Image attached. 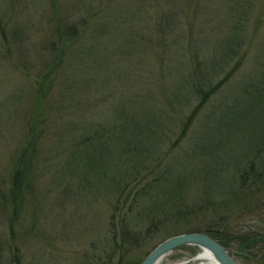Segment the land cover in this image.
Returning <instances> with one entry per match:
<instances>
[{
    "label": "trees",
    "instance_id": "obj_1",
    "mask_svg": "<svg viewBox=\"0 0 264 264\" xmlns=\"http://www.w3.org/2000/svg\"><path fill=\"white\" fill-rule=\"evenodd\" d=\"M9 1L13 9L23 6L27 8V0ZM189 1L191 0H92L91 8L85 9L77 3L75 5L79 7H71V5L63 8L61 3L57 2L58 7L53 10V15L49 18L51 28L47 31L43 29L44 31L40 32L42 34L40 39H36L35 43L25 48L23 52L19 51V57L32 54L33 50L39 57L36 68L38 89L34 93L32 106L31 103L29 106L31 111L27 115L23 147L15 157L14 170L6 187L0 190V204L2 201L8 212L12 234L16 233L15 225H18L26 212L32 209L37 179L36 168L39 165L48 163L49 167L53 166L56 160L67 154L76 157L85 146L90 144L101 147L108 157L111 150L108 140L121 134L122 141L133 137L132 139H138V144L143 148L136 150V145L131 144L132 142L121 146L120 159L124 156L134 157L133 173L130 176L135 177L127 178L125 181H113L114 189L113 187L104 189L106 193L112 189V193L117 197L109 219L112 235L106 240L102 250V255L105 253L106 264L113 262L134 264L124 261L130 251L140 247L144 238L150 235L148 233L150 230L142 231L143 233L136 231L138 223H146L150 229L156 228L157 221L160 222L164 216L180 213L177 203L182 201L183 195L167 208L164 206L159 209L152 205L149 207L144 205V198L149 195V190L167 183L173 175L174 165L160 160L154 148L160 143V139L165 137L167 126L177 121L175 117L170 112L166 113V109L164 112H159L158 101L155 107L154 102L150 107L149 103L155 99L151 94L135 99L127 96L126 102L120 107L123 116L117 121L112 119L113 121L108 125L92 121L97 117L101 119L96 112L99 101L93 98L92 101L97 107L83 109L86 103L90 102L88 100L90 95H97L103 87L100 75L93 71L98 67L95 62L102 50L100 42L103 40L116 43L117 51L124 60L119 62L120 74L115 77L121 84L122 90H153L161 86L165 78L169 80V78L173 79L175 74L182 75L179 94L174 89V82L163 86L170 90L168 103L173 108H191L199 100V104L194 108L183 128L182 135L187 134L197 116L199 117L195 124H200L202 121V131L208 136L217 125L218 128L227 127L229 131L227 134L231 140L240 141L248 132L246 127L251 124L262 127L257 121L256 111L260 108L264 109V35L263 39H259L257 51L260 52L255 57L258 73L248 78V82L241 83L242 96L227 106L222 105L223 111L216 112L218 117L215 116V109L214 112L205 111L215 97L218 99L219 91L232 75L228 74L219 79L225 69L240 55L244 42L249 39L247 31L251 26L252 14L258 0H203L205 4L203 8H210L208 12L205 10L206 13L200 12L202 28L197 26V30L186 21L188 18L186 3ZM192 11L196 16L201 9L197 6ZM29 31L27 27L23 29L16 27L10 33L2 30V37L6 44L10 41L18 44L32 38V35L27 36ZM188 57L193 63L184 62ZM154 59L163 62L159 68L161 74L159 80L152 77L155 72L156 75L158 73ZM146 60L150 65L148 68L143 67ZM134 66L138 76L139 73L142 75L141 81L136 76L135 78L132 76ZM143 99L146 101L144 104ZM138 104L145 105V112L136 117L127 116L126 109L135 108ZM201 110L206 113L203 114ZM52 119L57 122L56 126L52 127ZM124 122L129 124L122 127L121 133H118L117 124L122 125ZM253 132H248V135L250 133L253 135ZM260 136L256 144L257 148L264 146L263 127ZM153 139L157 142H153ZM52 140L54 146L50 144ZM248 157L246 155L245 159ZM250 159L252 158L246 162L242 159L243 162L238 161L237 164L233 161L229 163L227 160L219 164L215 162L211 167L209 166L211 168L209 172L203 173L207 179L212 180L234 169V177L237 176L235 182L238 183L235 185H240V193L246 196L247 201L243 206H235L230 212L246 211L264 203L262 196L264 166L260 162L258 169L256 165L258 157L255 156L254 161ZM150 160L154 161L153 164H157L158 174L148 183L149 186L144 188V194H141L136 188L142 183L144 172L147 171L146 174L150 175V169L153 167V164L147 165ZM121 163L118 161L115 164V171L120 169L123 171L125 165ZM177 167L176 165L175 168ZM58 170L63 173L60 166ZM70 170L69 173L66 171V174L71 179H78L80 183L85 184V187L91 188L92 183L88 177L82 175V171ZM198 172L201 174L193 177V180H198L202 175V170ZM110 176L112 175L105 173L103 181L107 179L112 181ZM224 182L227 186L226 178ZM255 186H258V189L253 190ZM226 189L221 192H226ZM210 190L212 189L206 188L203 195L210 196ZM227 194H230V191L223 195L228 196ZM225 203L230 202L225 201ZM199 232L208 233L228 248L238 244L240 250L250 253L264 250L263 231L247 238L233 239L227 224L219 228L211 223ZM19 261L20 259L16 258L11 263L19 264Z\"/></svg>",
    "mask_w": 264,
    "mask_h": 264
},
{
    "label": "rangeland",
    "instance_id": "obj_2",
    "mask_svg": "<svg viewBox=\"0 0 264 264\" xmlns=\"http://www.w3.org/2000/svg\"><path fill=\"white\" fill-rule=\"evenodd\" d=\"M57 2L61 3L63 8L81 5L85 9L91 8L92 4V0H27V8L23 6L13 9L11 1L0 0V190L6 187L14 170L15 157L23 147L26 138L27 115L31 111L29 106L30 103L32 106L34 93L38 89L36 68L39 57L36 56L34 50L32 54L19 57V51L23 52L25 48L32 46L36 39H40L41 31L51 28L49 18L53 15V10L57 9ZM76 3L78 5H75ZM187 4L188 18L186 21L188 24H192L195 30H197V26L202 28L200 12H205V10L208 12L210 7L204 9L203 0H191ZM197 6L201 11L194 16L192 10ZM252 15L251 26L247 31L249 39L244 42L240 55L225 69L219 79L228 74L232 75L219 91L218 99L215 97V100L213 99L214 101H211L210 106L205 110L206 112L215 111L216 117L219 116L216 112L223 111L222 105L227 106L242 96L241 83L248 82V78H252L258 73L255 67V57L260 52L257 51L259 50V39H263L264 35V0H258ZM16 27L19 29L29 28L27 36L32 35V38L22 41L23 43L14 44L10 41L9 44H6L2 37V30L10 33ZM100 46L102 50L95 62L98 67L93 71L100 75L103 87L97 95H90L88 99L90 102L86 103L89 106L83 107V109L97 107L92 101L93 98L100 102L96 112L101 116V119L97 117L92 121L108 125L113 121L112 119L120 120L123 116L120 107L126 102V97L131 96L130 98L135 99L142 95L144 97L146 94H151L156 100L149 103L150 107L153 102L155 107L158 101L159 112H164L166 109V113L170 112L177 120L167 126L168 131L165 137L163 136L160 143L156 144L154 148L155 152H158L160 160L174 165L173 175L167 183L150 189L149 193L146 192L149 195L144 198V205L147 207L152 205L159 209L164 206L167 208L183 195L182 201L177 203L180 213L164 216L160 222L157 221L158 227L156 228L150 229L148 224L139 222L138 227L135 228L136 231L150 230L148 232L150 235L144 238L140 247L130 251L124 263H141L164 240L176 235L199 232L210 226L211 223L219 228L227 224L233 239H242L255 233H263L264 203L246 211L230 212L235 206H243L247 201L246 196L240 193V185H235L238 183L235 182L237 176L234 177V169L227 171L224 176L222 175L228 181L227 186L222 176L211 180L207 179L203 173L209 172L208 170L215 162L219 164L227 160L229 163L233 161L237 164L238 161L243 162L242 159L246 162L252 158L250 160L254 161L255 156L258 157L256 163L258 169H260V162L264 166V146L257 148L256 145L261 137L262 127L264 128V109L260 108V113L258 110L256 111L257 121L262 124V127L255 126V124L248 127L245 125L246 131L254 132L253 135L250 133V136L247 132L240 141L231 140L227 134L229 132L227 127L226 129L218 128L217 125L208 136L202 131V121L200 124H195L199 116L196 117L187 134L182 135L183 128L192 111L199 104V100L191 108H173L168 103L170 90L163 87L167 83L170 85V82L171 84L174 82V89L179 94L182 75L175 74L173 79L169 78V80L165 78L161 86L153 88V90H122L121 84L115 79L120 74L119 62L124 61L117 51L118 45L103 40L100 42ZM153 61L158 73L156 75L155 72L152 77L159 80L161 78L159 68L163 62L160 59ZM189 61L193 63L190 57L184 62L189 64ZM166 62L168 63L167 60ZM149 66L146 60L143 67L148 68ZM132 76L133 78L136 76L141 81L142 75L139 73L138 76L135 66ZM142 103L144 104L146 101L143 99ZM143 104L135 106L136 110L131 107L127 108L126 115L136 117L144 113L145 105ZM84 112L87 113L85 110ZM128 124L127 122L122 125L118 123L117 132L121 133L122 127ZM51 125L52 127L56 126L57 122L52 119ZM121 137L122 134L108 140L111 148L108 157L101 147L90 144L85 146L76 157L67 154L56 160L53 166L49 167L48 163L39 165L36 168L37 179L32 209H27L28 212L21 218V222L15 225V234L10 232L9 215L1 201L0 264H12L11 262L16 258L20 259L19 264H106L105 253L102 255V250L106 240H109L112 235L109 219L117 197L112 193V189L109 190V193H106L104 189L112 188L113 185L115 187V182L135 177L134 175L130 176L133 173L134 157L124 156L120 159L121 146L132 142L131 144L135 143L136 150L143 148L138 144V139L130 137L127 138L128 140L122 141ZM153 142L156 143L157 140L153 139ZM50 144L54 146V141L52 140ZM246 155L249 156L247 159H245ZM118 161L125 165L123 171L121 169L115 171V164ZM153 162L150 160L147 165L151 166ZM156 165H152L150 175L146 174L147 171L144 172L143 181L136 188L137 192L144 194V188L149 186L148 183L157 176L159 168H156ZM176 165L177 168H175ZM59 166L63 173L58 170ZM70 169L82 171V175L88 177L92 183L91 188L85 187V184L80 183L78 179H71L66 174V171L69 173ZM199 170H202V175L198 180H193V177L201 174L198 172ZM105 173L112 175L110 176L112 181L110 179L103 181ZM206 188L212 189L210 196L203 195ZM225 188H227L226 192L230 191V194L235 193L236 195L227 194L228 196H224L223 194L226 192L221 191ZM255 189H258V186L253 187V190ZM262 196L264 198V185ZM225 201L230 203L226 204ZM238 246L237 244L230 249L235 253L233 254L234 258L239 264H264V250L250 253L240 250ZM200 252L201 250L197 247H182L166 256L160 264H182L194 259ZM101 257L102 259H100ZM111 264H116V262ZM192 264H206V261H197Z\"/></svg>",
    "mask_w": 264,
    "mask_h": 264
},
{
    "label": "water",
    "instance_id": "obj_3",
    "mask_svg": "<svg viewBox=\"0 0 264 264\" xmlns=\"http://www.w3.org/2000/svg\"><path fill=\"white\" fill-rule=\"evenodd\" d=\"M197 247L201 251L209 252L218 264H239L232 249L223 246L218 240L206 232L185 233L172 236L157 245L140 264H160L161 261L174 250L182 247ZM198 261L199 257H195ZM192 259V260H194ZM192 260L182 264H188Z\"/></svg>",
    "mask_w": 264,
    "mask_h": 264
},
{
    "label": "bare ground",
    "instance_id": "obj_4",
    "mask_svg": "<svg viewBox=\"0 0 264 264\" xmlns=\"http://www.w3.org/2000/svg\"><path fill=\"white\" fill-rule=\"evenodd\" d=\"M197 257H199L198 261H206V264H218V262L214 259V257L209 252L201 251ZM197 262V260H192L188 264H192Z\"/></svg>",
    "mask_w": 264,
    "mask_h": 264
}]
</instances>
